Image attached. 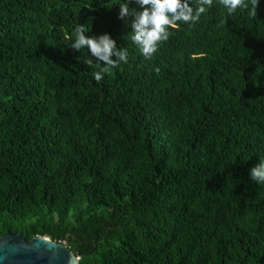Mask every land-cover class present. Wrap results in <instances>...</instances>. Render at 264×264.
Wrapping results in <instances>:
<instances>
[{
	"label": "trees",
	"instance_id": "trees-1",
	"mask_svg": "<svg viewBox=\"0 0 264 264\" xmlns=\"http://www.w3.org/2000/svg\"><path fill=\"white\" fill-rule=\"evenodd\" d=\"M124 2L0 0V237L79 264H264V0H213L151 59ZM78 23L127 63L97 82Z\"/></svg>",
	"mask_w": 264,
	"mask_h": 264
},
{
	"label": "clouds",
	"instance_id": "clouds-1",
	"mask_svg": "<svg viewBox=\"0 0 264 264\" xmlns=\"http://www.w3.org/2000/svg\"><path fill=\"white\" fill-rule=\"evenodd\" d=\"M220 2L229 15L240 8L248 10L253 18L257 16L259 0H220ZM132 3L136 7H130ZM212 5L213 0H197L195 7L192 6L191 0H125L119 5V18L132 17L130 39L145 58L151 59L159 50L161 43L169 39L170 28L177 26V22L185 24L197 22L201 14ZM87 32L88 26L78 23L73 33L75 39L70 47L77 52L85 47L90 51L99 69L94 73V78L99 82L107 67L115 68L121 62L127 63L129 53L127 48H118L116 41L108 33L89 37L86 35ZM249 177L257 183H264V159L251 168Z\"/></svg>",
	"mask_w": 264,
	"mask_h": 264
},
{
	"label": "water",
	"instance_id": "water-1",
	"mask_svg": "<svg viewBox=\"0 0 264 264\" xmlns=\"http://www.w3.org/2000/svg\"><path fill=\"white\" fill-rule=\"evenodd\" d=\"M64 243L46 237L26 240L24 234L6 233L0 237V264H79Z\"/></svg>",
	"mask_w": 264,
	"mask_h": 264
}]
</instances>
